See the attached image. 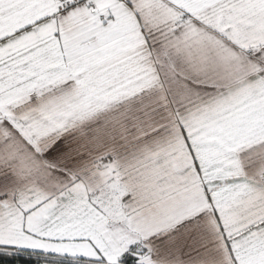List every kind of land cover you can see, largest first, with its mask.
<instances>
[{
    "label": "snow or ice",
    "instance_id": "6c2138e0",
    "mask_svg": "<svg viewBox=\"0 0 264 264\" xmlns=\"http://www.w3.org/2000/svg\"><path fill=\"white\" fill-rule=\"evenodd\" d=\"M0 264H264V0H0Z\"/></svg>",
    "mask_w": 264,
    "mask_h": 264
}]
</instances>
